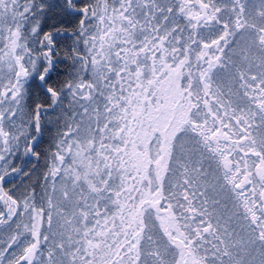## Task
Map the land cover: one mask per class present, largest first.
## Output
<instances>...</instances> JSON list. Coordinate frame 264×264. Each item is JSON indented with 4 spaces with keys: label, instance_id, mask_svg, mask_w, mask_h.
<instances>
[{
    "label": "snow or ice",
    "instance_id": "6c2138e0",
    "mask_svg": "<svg viewBox=\"0 0 264 264\" xmlns=\"http://www.w3.org/2000/svg\"><path fill=\"white\" fill-rule=\"evenodd\" d=\"M0 264H264V0H0Z\"/></svg>",
    "mask_w": 264,
    "mask_h": 264
}]
</instances>
